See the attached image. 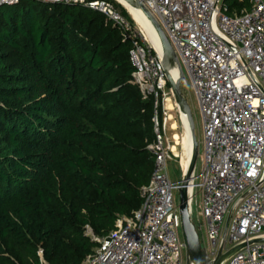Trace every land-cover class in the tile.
Masks as SVG:
<instances>
[{"label":"trees","instance_id":"obj_1","mask_svg":"<svg viewBox=\"0 0 264 264\" xmlns=\"http://www.w3.org/2000/svg\"><path fill=\"white\" fill-rule=\"evenodd\" d=\"M129 47L84 3H0V264H38V247L81 264L95 246L86 225L105 235L139 207L153 101L130 80Z\"/></svg>","mask_w":264,"mask_h":264},{"label":"built area","instance_id":"obj_2","mask_svg":"<svg viewBox=\"0 0 264 264\" xmlns=\"http://www.w3.org/2000/svg\"><path fill=\"white\" fill-rule=\"evenodd\" d=\"M45 1L84 3L117 26L130 44V80L142 99L153 101V139L147 145L152 169L139 189L141 203L116 217L105 235L84 227L95 246L81 264H184L177 209L181 177L168 178L169 150L156 111L164 95L172 97L161 51L110 0ZM138 1L165 34L183 73L182 94L186 98L191 90L199 113L203 153L186 196L200 245L212 259L219 249L241 244L221 264H264V0H249V8L231 14L224 0ZM36 254L38 264H50L41 247Z\"/></svg>","mask_w":264,"mask_h":264},{"label":"water","instance_id":"obj_3","mask_svg":"<svg viewBox=\"0 0 264 264\" xmlns=\"http://www.w3.org/2000/svg\"><path fill=\"white\" fill-rule=\"evenodd\" d=\"M132 7H138L144 16L151 24L160 45L162 56V64L166 77L167 85L170 88L173 101L178 111L184 116L190 137L191 149L189 159L187 161L185 170L180 178V184L177 189V209L180 216L181 233L185 244L184 250V264H221L226 256L241 247V244L233 246L228 250L221 252L218 250L216 256L209 259L206 256L204 248L200 245L198 235L194 228V224L188 213L186 185L188 179L192 175L197 157V141L193 131L192 113L186 98L182 94L180 88V80L183 78L182 70L178 64L175 53L173 52L165 34L160 28L155 18L142 6L138 0H123ZM175 67L177 74L172 78L169 74V69Z\"/></svg>","mask_w":264,"mask_h":264},{"label":"rangeland","instance_id":"obj_4","mask_svg":"<svg viewBox=\"0 0 264 264\" xmlns=\"http://www.w3.org/2000/svg\"><path fill=\"white\" fill-rule=\"evenodd\" d=\"M113 3L120 12L125 14V17L130 22V24L135 28V30H140L145 38L150 42L146 33L142 30L141 26H146V19L141 17V11L136 8L126 7L123 3L116 2ZM135 13V14H134ZM135 15V16H134ZM152 46V43H150ZM155 46V44H154ZM153 47V46H152ZM186 100L189 104L192 119H193V131L197 141V157L195 161V169L198 170L201 157L203 153V145L201 143V122L199 118V113L197 106L194 100V97L191 93V90H188L186 94ZM158 116V115H157ZM158 123L163 126L164 137L166 138L167 147L169 150V157L166 160V171L170 181L174 182L178 180L186 167L187 161L189 159L190 152V140L186 135L185 127L182 125L180 120L179 111L173 102V99L170 95H164L160 102V116L158 118ZM182 173V174H181ZM174 195L176 192H173ZM195 200V201H194ZM194 212L197 211V194L193 199ZM191 219L195 222V215L192 214Z\"/></svg>","mask_w":264,"mask_h":264},{"label":"bare ground","instance_id":"obj_5","mask_svg":"<svg viewBox=\"0 0 264 264\" xmlns=\"http://www.w3.org/2000/svg\"><path fill=\"white\" fill-rule=\"evenodd\" d=\"M116 2H119V3H123L126 7H130V8H136L138 10H140L138 7H132L130 5H128L125 1L123 0H115ZM141 11V10H140ZM135 14V13H134ZM141 17L145 18L146 17L144 16V14L142 13L141 11ZM135 16V15H134ZM146 22H147V25L146 26H141L142 30L146 33L145 35L148 37V39L150 40V42L145 38V36L142 34V32L138 29L139 33L149 42V43H152V46L154 49H156L157 51H160V45H159V42H158V39L156 37V34L151 26V24L149 23V21L146 19ZM155 44V46H154ZM151 45V44H150ZM169 74L171 75L172 78H175L176 74H177V70L175 67H172L169 69ZM179 115H180V120H181V123L182 125L185 127V131H186V135L188 136L189 140H190V137H189V132H188V128H187V123H186V120L184 118V116L179 112ZM190 149H191V143H190ZM189 155H190V152H189Z\"/></svg>","mask_w":264,"mask_h":264}]
</instances>
